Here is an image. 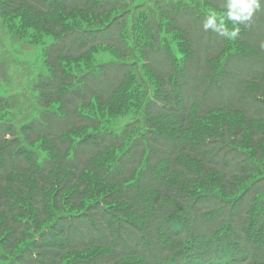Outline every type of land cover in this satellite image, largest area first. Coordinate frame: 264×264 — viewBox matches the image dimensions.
<instances>
[{
    "label": "trees",
    "instance_id": "1",
    "mask_svg": "<svg viewBox=\"0 0 264 264\" xmlns=\"http://www.w3.org/2000/svg\"><path fill=\"white\" fill-rule=\"evenodd\" d=\"M233 4L0 0L52 38L0 87V262L264 264V0L229 38ZM217 112L239 122L195 135Z\"/></svg>",
    "mask_w": 264,
    "mask_h": 264
},
{
    "label": "rangeland",
    "instance_id": "2",
    "mask_svg": "<svg viewBox=\"0 0 264 264\" xmlns=\"http://www.w3.org/2000/svg\"><path fill=\"white\" fill-rule=\"evenodd\" d=\"M130 1V0H127ZM154 0H133L135 5H131L129 17L135 18V11L141 9H148L146 4H152ZM177 2V0H173ZM170 2V1H169ZM26 8L15 12L16 14L10 15L11 13L2 14L0 11V61L5 62L7 66L6 74L1 78L0 87H4L6 93L14 94L22 85L28 84L32 78V74L44 69L43 56H42V45L46 42L51 41V35L48 30L40 28L39 19L37 16L27 12ZM213 17H217L220 22H224L227 27H232L234 30L238 27L237 22H234L230 15L227 13L210 9ZM10 15V16H8ZM54 20H62L60 13H54ZM211 15V14H210ZM10 21L12 28L16 25H22V27L31 35L33 42L25 37H17L10 34V30L4 23L2 18ZM68 19V18H67ZM73 19V18H72ZM80 19L74 18L73 24L80 23L81 26H85L86 22H80ZM109 57L108 52H105ZM82 63L69 64V68H82ZM126 118H120L117 122L121 123ZM227 122L230 128L239 122V115L237 113H224L217 112L211 116L207 122H197L194 134L198 135L203 131L209 132L211 126L215 123ZM115 123V120H112ZM121 125V124H120ZM45 151L42 150V155ZM84 256V255H83ZM82 257L76 253L69 255L65 263L68 261ZM4 264V262H0Z\"/></svg>",
    "mask_w": 264,
    "mask_h": 264
},
{
    "label": "clouds",
    "instance_id": "3",
    "mask_svg": "<svg viewBox=\"0 0 264 264\" xmlns=\"http://www.w3.org/2000/svg\"><path fill=\"white\" fill-rule=\"evenodd\" d=\"M260 7L259 0H234V11L230 15L234 22L242 23L249 20L257 10H260ZM209 27L210 25L208 24L204 25L206 31ZM239 31L240 28L237 27L235 33L229 38H234Z\"/></svg>",
    "mask_w": 264,
    "mask_h": 264
}]
</instances>
